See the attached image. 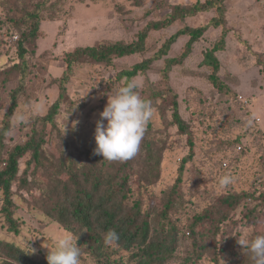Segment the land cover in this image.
I'll list each match as a JSON object with an SVG mask.
<instances>
[{
  "label": "rangeland",
  "instance_id": "rangeland-1",
  "mask_svg": "<svg viewBox=\"0 0 264 264\" xmlns=\"http://www.w3.org/2000/svg\"><path fill=\"white\" fill-rule=\"evenodd\" d=\"M204 1L0 0V131L9 125L0 138V170L12 149L31 138L33 131L43 140L41 165L26 152L18 160L11 184L7 206L17 234L2 210L0 191V264L5 254L1 249L7 244L40 260L54 248L55 237L67 233L44 212L50 201L45 194L62 161L72 158L80 167L92 162L83 158V152L93 144L95 121L108 96L125 86L118 74L153 56L178 30L204 27L218 14L211 9L149 31L140 54L113 56L105 63L80 61L69 69L67 54L78 48L134 42L148 24L163 20L175 6ZM223 4L224 28L209 26L183 63L170 69L167 81L162 73L165 59L180 57L187 36L179 37L167 56L131 80L141 96L151 100L155 114L137 155L121 161L131 167L122 165L128 170L120 175L136 174L126 182L130 210L137 199H143L144 206L155 204L159 211L170 200L166 218H156L152 227L159 235L176 237L172 264H254L251 253L237 240L264 234V0H223ZM34 13L40 15L37 38L24 41L31 29L27 15ZM21 39L26 50L23 58L18 49ZM214 46L220 48L214 53L219 61V88L209 80L212 69L201 63L203 54ZM166 84L176 94L186 133L172 123L171 98L157 95ZM11 94L16 95L17 105L7 121ZM56 103L53 122L45 124L41 118ZM226 174L234 182L221 187L218 181ZM228 196L236 204L226 221L198 223L196 214L210 203L219 206ZM30 247L36 249L34 254L29 253ZM86 248L80 264H96ZM141 249V244H135V251ZM218 249L217 263L213 259ZM114 257L131 260V253Z\"/></svg>",
  "mask_w": 264,
  "mask_h": 264
},
{
  "label": "trees",
  "instance_id": "trees-1",
  "mask_svg": "<svg viewBox=\"0 0 264 264\" xmlns=\"http://www.w3.org/2000/svg\"><path fill=\"white\" fill-rule=\"evenodd\" d=\"M215 9L218 16L211 19L210 23L204 27L189 28L185 27L178 30L170 36L157 52L150 58L144 59L139 63L132 65L128 70H123L118 74V79H125V84L140 74L147 72L152 64L160 61L167 56L172 45L179 37L187 36L188 40L184 47V52L178 59H165V70L162 72L165 75V81L168 79L170 69L174 65H180L189 56L194 43H197L209 26L214 28H224V4L223 0H205L203 3H195L191 6H175L173 11L163 20L148 24L144 31L137 34L136 41L124 44L116 42L113 44H101L93 47L78 48L72 53L67 54L65 63L69 69L73 63L80 61H95L105 63L115 56L118 58L140 54L145 50V40L149 31H158L170 27L172 24L183 18L192 17L200 13L208 12ZM27 20L31 22V29L26 35L24 41L31 39L36 40L40 23V15L38 13L28 14ZM23 39L18 42L19 55L23 58L26 50L24 48ZM224 42V34L220 40L221 45ZM220 50L214 46L211 50L203 54L202 66L212 69L210 76L211 83L217 88L222 87L221 81L217 76L219 70V61L214 53ZM219 86V87H218ZM157 95L169 96L171 98L172 107V123L177 127L179 132L186 133L187 127L182 120L176 94L166 84L165 88ZM17 99L15 94L10 96V104L6 112L7 121L13 115ZM58 104H54L49 112L41 118L45 124H51L56 115ZM6 121V120H5ZM9 131L8 122L0 131L1 140ZM36 131L24 144L17 145L9 153L6 162L0 170V191L4 195L5 206L2 210L5 211V217L8 220L11 231L18 233L16 222L12 219V215L8 209L10 201V188L12 182L15 181L18 173V160L26 153L31 152L32 158L41 165L42 154L41 145L42 138L37 139ZM89 149L83 152L85 160H92L81 164V167L75 164L72 158H67L62 161L57 167L56 180L53 178V185L50 184L45 197L48 196L49 206H46L45 211L52 219L67 233H72L77 237V246L82 249L87 247L88 253L91 255L96 264H172L175 253L176 237L159 235L152 224L156 218H166L167 211L170 205V200L164 202V210L159 211L155 204L144 206L143 199H137L133 208L128 207L129 201L127 196L128 179H133L135 175H129L121 178L120 173L128 168H123L128 162L109 161L101 159L99 155L94 154L96 147L95 140L92 142ZM242 151V147L241 150ZM99 159V160H96ZM101 159V160H100ZM152 160V159H151ZM60 174V175H59ZM61 175H66V179L62 180ZM130 177V178H129ZM50 181V179H49ZM154 180L153 182H155ZM44 197V198H45ZM230 196L224 199L219 206L209 204L203 211L196 214L198 223L213 220L216 225H221L227 220V213L233 210L236 202L233 204L229 201ZM264 197V193L263 196ZM47 199V198H46ZM42 201V203H48ZM219 228V226H218ZM114 229L120 236L117 243L113 247L105 243V235L108 230ZM234 238V234L230 237ZM135 244H141V250H134ZM4 258L2 264H48L46 257L40 260L30 258L24 251L14 245L7 244L4 249ZM120 252H130L131 260H123L115 258L114 255ZM219 249L214 253L213 261L218 263L216 258ZM82 257V255H81ZM80 257V258H81ZM235 264H243L237 261Z\"/></svg>",
  "mask_w": 264,
  "mask_h": 264
},
{
  "label": "clouds",
  "instance_id": "clouds-1",
  "mask_svg": "<svg viewBox=\"0 0 264 264\" xmlns=\"http://www.w3.org/2000/svg\"><path fill=\"white\" fill-rule=\"evenodd\" d=\"M137 83L129 81L120 87L115 95L108 96L103 111L95 121L94 154L102 155L109 161H126L137 155L147 130V125L155 114L151 100L141 96ZM234 182L231 175L222 176L218 183L227 187ZM105 243L115 244L120 236L110 229L106 233ZM238 244L251 253L254 264H264V234L255 235L250 241L238 239ZM29 253L34 254L35 248ZM81 247L77 246V237L65 233L55 237L54 248L47 254L48 264H80Z\"/></svg>",
  "mask_w": 264,
  "mask_h": 264
},
{
  "label": "built area",
  "instance_id": "built-area-1",
  "mask_svg": "<svg viewBox=\"0 0 264 264\" xmlns=\"http://www.w3.org/2000/svg\"><path fill=\"white\" fill-rule=\"evenodd\" d=\"M242 99V98H241ZM242 101V100H241ZM245 104L247 103L246 101H243ZM257 122H258V120H257ZM238 151H240L241 150V147L240 146H238Z\"/></svg>",
  "mask_w": 264,
  "mask_h": 264
}]
</instances>
